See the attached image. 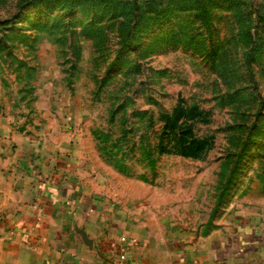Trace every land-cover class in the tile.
Segmentation results:
<instances>
[{
  "label": "rangeland",
  "instance_id": "374dc122",
  "mask_svg": "<svg viewBox=\"0 0 264 264\" xmlns=\"http://www.w3.org/2000/svg\"><path fill=\"white\" fill-rule=\"evenodd\" d=\"M0 101L53 119L163 262L264 226V0H0Z\"/></svg>",
  "mask_w": 264,
  "mask_h": 264
},
{
  "label": "crops",
  "instance_id": "0c3cea01",
  "mask_svg": "<svg viewBox=\"0 0 264 264\" xmlns=\"http://www.w3.org/2000/svg\"><path fill=\"white\" fill-rule=\"evenodd\" d=\"M2 102L0 264H174L156 227L85 183L84 154L53 119L36 127ZM239 234L230 251L206 245L183 264H264V226Z\"/></svg>",
  "mask_w": 264,
  "mask_h": 264
}]
</instances>
